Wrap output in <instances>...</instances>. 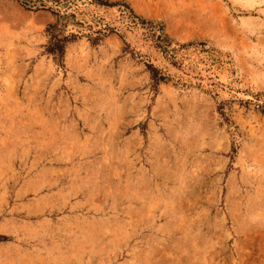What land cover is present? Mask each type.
Instances as JSON below:
<instances>
[{"label": "rangeland", "instance_id": "rangeland-1", "mask_svg": "<svg viewBox=\"0 0 264 264\" xmlns=\"http://www.w3.org/2000/svg\"><path fill=\"white\" fill-rule=\"evenodd\" d=\"M0 264H264V0H0Z\"/></svg>", "mask_w": 264, "mask_h": 264}, {"label": "trees", "instance_id": "trees-1", "mask_svg": "<svg viewBox=\"0 0 264 264\" xmlns=\"http://www.w3.org/2000/svg\"><path fill=\"white\" fill-rule=\"evenodd\" d=\"M31 1H34V0H31Z\"/></svg>", "mask_w": 264, "mask_h": 264}]
</instances>
